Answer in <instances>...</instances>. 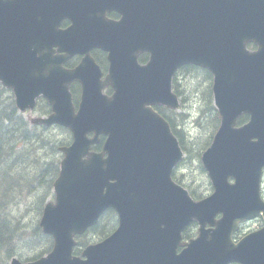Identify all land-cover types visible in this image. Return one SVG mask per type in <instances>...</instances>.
Segmentation results:
<instances>
[{"label": "water", "instance_id": "water-1", "mask_svg": "<svg viewBox=\"0 0 264 264\" xmlns=\"http://www.w3.org/2000/svg\"><path fill=\"white\" fill-rule=\"evenodd\" d=\"M38 1L0 0V80L14 88L22 110L43 94L54 112L34 121L69 126L74 141L61 148L65 158L55 182L56 202L46 205L41 219L54 237L52 251L11 264H264V227L238 242L232 239L240 221L264 217V0H83L77 14L84 28L65 30ZM102 4L124 12L123 19L98 18ZM248 41L258 50H248ZM55 46L67 54L53 56ZM95 47L109 51L104 79L91 55ZM144 51L151 57L141 64ZM75 53L85 54L82 62L64 67ZM186 63L215 73L223 116L203 155L215 192L200 201L172 179L183 151L153 108L179 106L172 78ZM74 81L83 88L77 112L70 91ZM108 85L114 88L111 96L103 93ZM243 111L251 119L236 128ZM102 133L108 135L103 150L91 151ZM110 206L119 213L118 229L74 256V236ZM194 220L200 234L184 243L182 231ZM180 245L187 247L178 252Z\"/></svg>", "mask_w": 264, "mask_h": 264}, {"label": "rangeland", "instance_id": "rangeland-1", "mask_svg": "<svg viewBox=\"0 0 264 264\" xmlns=\"http://www.w3.org/2000/svg\"><path fill=\"white\" fill-rule=\"evenodd\" d=\"M178 78L181 83L180 88L183 89L181 97L182 101L184 98V101L180 110L177 112L168 111V113L175 118L177 129L183 130V141L188 148V158L179 166L177 176L185 186L195 190L197 195L207 194L210 191L208 189L210 179L201 166L200 154L205 142L210 139L216 124L215 110L210 108L211 96L207 93L212 79L208 80L202 72L198 71L184 72ZM32 115H41V113L39 111L26 113V117L29 119ZM43 135L57 142L70 139V134L59 127H50L43 132ZM39 145V141L20 145L18 152L12 156L23 153L15 160L14 170H12L14 178H18L21 173L26 179H31L41 167L47 166L49 162H58L62 158V153L53 152L49 144L45 148H41ZM51 178L50 172H47L42 183L34 189L27 186V180L24 179L19 184L23 189L15 188L12 199L8 203L6 213L12 219L10 220L12 227L15 229L16 224L19 226L20 233L14 254L22 259L33 257L40 251L38 245L32 244L35 237L34 229L41 217L42 205L54 199L53 187L49 186ZM1 220L3 218L0 215ZM259 226L260 221L255 219L244 225L243 232L257 229ZM195 231L196 228L193 227L189 232L194 233ZM86 238L89 241H94L96 235L91 232L86 235ZM8 259L6 254L2 253L0 264H6L7 261L9 262Z\"/></svg>", "mask_w": 264, "mask_h": 264}, {"label": "trees", "instance_id": "trees-1", "mask_svg": "<svg viewBox=\"0 0 264 264\" xmlns=\"http://www.w3.org/2000/svg\"><path fill=\"white\" fill-rule=\"evenodd\" d=\"M145 59V56H143L142 60ZM207 74L209 75L210 73L207 72ZM157 108L163 115H165L169 119L174 128L175 122L171 118V116L168 115L160 107ZM245 120L246 116H243L241 117L240 122L242 123ZM175 133H177L183 143V137L180 135L179 131L175 130ZM32 141H40L39 146L41 148H45L47 144H49L51 150H56L57 148V143L51 142L55 141L54 139L44 136L42 129H39L38 126L30 125V123L18 111L15 105L13 94L8 89L0 85V188L5 186L6 182H8V184L11 183V181L9 180L11 176V166L9 164V160L13 158L12 156L18 151L20 145ZM99 147L100 146H97V148ZM22 154L23 153H19V157ZM54 170L58 171V165L54 164V162L48 163L45 167H41L39 172L33 177V179L29 180L31 181V183H29L30 186L34 183L41 184L47 172H51ZM9 187L10 185H8L7 188ZM117 224V213L114 209L111 208L104 213L99 223L95 227L90 229V232H93L96 235V238L101 239L112 233L116 229ZM34 233V240L36 242H45L43 249L40 251V254H38V256H40L51 249L53 240L51 236L45 235L41 232V228L39 227V225L35 227ZM16 239L17 235L15 233V229L11 226L10 222L5 221L4 219L1 220L0 254L2 252H5L7 255H12L15 251ZM88 242L89 240L84 235L78 238V244L80 246L87 244ZM77 251H79V248L77 249Z\"/></svg>", "mask_w": 264, "mask_h": 264}, {"label": "flooded vegetation", "instance_id": "flooded-vegetation-1", "mask_svg": "<svg viewBox=\"0 0 264 264\" xmlns=\"http://www.w3.org/2000/svg\"><path fill=\"white\" fill-rule=\"evenodd\" d=\"M109 15H110L112 18H117V19L119 18V15H118L116 12H112V13H110ZM67 20H68V19H67ZM65 21H66V20H65ZM65 21L62 23V26H63V27H66V26L70 25V21H66V22H65ZM80 59H81V57L76 56V57H74L70 62H72V61L75 62L76 60H80ZM70 62H69V63H70ZM69 63H68V64H69Z\"/></svg>", "mask_w": 264, "mask_h": 264}]
</instances>
